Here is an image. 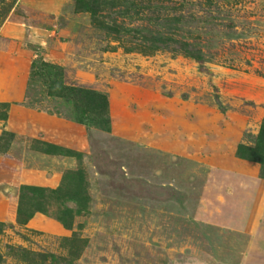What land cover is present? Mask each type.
Returning <instances> with one entry per match:
<instances>
[{
  "label": "rangeland",
  "instance_id": "1",
  "mask_svg": "<svg viewBox=\"0 0 264 264\" xmlns=\"http://www.w3.org/2000/svg\"><path fill=\"white\" fill-rule=\"evenodd\" d=\"M84 1L0 0V264H264V0Z\"/></svg>",
  "mask_w": 264,
  "mask_h": 264
},
{
  "label": "trees",
  "instance_id": "2",
  "mask_svg": "<svg viewBox=\"0 0 264 264\" xmlns=\"http://www.w3.org/2000/svg\"><path fill=\"white\" fill-rule=\"evenodd\" d=\"M79 2L85 7L87 11L93 13L92 11L93 8L86 1L79 0ZM148 41L152 42L153 44L159 45V44H164L167 42H172L173 40L165 39L164 37H160V36H156V37L153 36V37H149ZM183 52L184 54H186L189 57L194 58L198 62L201 60V57L197 55L196 53H194L192 50L188 49V47H186ZM36 66L42 72L44 70L43 68H48L49 70L53 69L51 65L47 63H43L42 60L40 59L36 61ZM47 80H48L47 88H48L49 95L54 96V97H62V98H66L67 100H71L76 113L81 118H85V120L88 119L90 117V114L95 113L97 109L106 112L107 100L104 96L91 92V91L81 90L75 87H66L64 85L55 84L52 81H49V79ZM59 152H60L59 154H64V151L62 152L59 151ZM239 156L243 159L258 163L260 165V176L264 179V118L262 120L259 133L255 139V147L252 149L247 148V147H241ZM26 190H31V192H38V191L44 192V190L36 189V188H26ZM58 191H55L53 193H57ZM71 201L72 199L70 198L69 199L65 198L63 200V204L66 210L69 209L67 207V204ZM40 208L41 209L37 210L38 212H41V213L46 212L44 209H42V207ZM63 224L65 225V223ZM0 262H1V257H0Z\"/></svg>",
  "mask_w": 264,
  "mask_h": 264
}]
</instances>
